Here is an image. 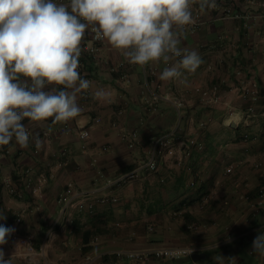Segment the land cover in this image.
<instances>
[{"label":"crops","instance_id":"obj_1","mask_svg":"<svg viewBox=\"0 0 264 264\" xmlns=\"http://www.w3.org/2000/svg\"><path fill=\"white\" fill-rule=\"evenodd\" d=\"M192 11L195 24L186 27L181 47L201 56L194 73L162 81V62L130 64L104 40L95 57L84 52L79 58L78 71L91 82L78 94L80 115L67 123L25 120L29 147L14 140L0 146V214L6 217L0 225L15 228L0 245L5 259L132 264L111 255L191 247L189 257L148 264H264V255L252 250L264 234V207H253L264 186V0H215L204 11L197 0ZM90 38L86 30L83 41ZM246 84L258 87V118H231L250 106L242 94ZM100 89L105 95L96 98ZM177 98L185 101L182 118ZM85 129L87 140L80 138ZM160 136L170 139L174 154L151 172L145 165ZM181 137L196 146L188 149ZM130 171L137 177L129 184L103 187L105 178ZM104 195L107 203L95 204ZM90 203L93 212L81 208ZM14 235L32 247L17 245Z\"/></svg>","mask_w":264,"mask_h":264},{"label":"clouds","instance_id":"obj_2","mask_svg":"<svg viewBox=\"0 0 264 264\" xmlns=\"http://www.w3.org/2000/svg\"><path fill=\"white\" fill-rule=\"evenodd\" d=\"M195 3L0 0V146L14 140L22 149L29 147L33 138L25 120L43 123L52 118L67 123L80 115L78 94L91 86L78 71L86 30L97 40H107L130 64L143 68L150 62H162V81L194 73L202 58L181 43L186 27L195 24ZM198 6L204 11L215 7V0H198ZM104 95L103 89L94 94L96 98ZM34 143L37 149L42 146L39 138ZM5 218L0 214V219ZM14 232V227L0 225V245H6ZM252 250L264 255V234L255 237ZM0 264H12V256L5 259L2 247Z\"/></svg>","mask_w":264,"mask_h":264},{"label":"built area","instance_id":"obj_3","mask_svg":"<svg viewBox=\"0 0 264 264\" xmlns=\"http://www.w3.org/2000/svg\"><path fill=\"white\" fill-rule=\"evenodd\" d=\"M66 2V0H64ZM104 41V40H103ZM101 40H97L94 38V33L91 32L90 41L85 43L83 40L81 42L82 52L87 53L91 57H95L97 52L99 51V45L103 42ZM218 87H214L213 91L216 92ZM208 92L204 91V95H207ZM242 94L245 100L250 102V106L245 112H231L230 117H246V119L255 120L258 118V114L255 111V103L259 98V90L256 84H246L242 88ZM175 108L177 109L179 117L182 118L183 110L185 108V101L181 98L172 99ZM264 116V113L262 114ZM86 133L87 135L84 136L82 134ZM90 137V131L85 129L80 132V138L83 140H87ZM180 142L182 145L190 149L191 147L196 146V141L193 138H186L181 137ZM135 144V139L133 138L132 143L130 146ZM174 154V148L171 145V141L168 137L160 136L153 139L151 148L149 151L148 160L146 162L145 168L148 171L155 172L157 171L159 165L162 163L164 158L167 155ZM189 157V152L186 153L184 156L185 161H187ZM232 169L229 168L228 172H231ZM137 173L136 171H130L113 179H104L103 180V187L107 190H112L114 188L123 187L134 179H136ZM11 193L15 194L16 190L11 189ZM108 201L107 196L99 197L95 204H105ZM94 203H90L87 207L81 206V208H87L90 212H93ZM253 207L256 210H259L264 207V186L260 190L257 199L253 202ZM17 222H20L21 219H16ZM13 240L17 245L25 246V247H32L31 240L27 237L14 235ZM227 240H231V236L227 237ZM190 249H192L190 253ZM194 249L191 247H160L155 249H145V250H128L123 252H117L114 255L118 260H128L132 264H148L151 261H177L186 257L191 256L194 253Z\"/></svg>","mask_w":264,"mask_h":264},{"label":"trees","instance_id":"obj_4","mask_svg":"<svg viewBox=\"0 0 264 264\" xmlns=\"http://www.w3.org/2000/svg\"><path fill=\"white\" fill-rule=\"evenodd\" d=\"M113 258H116V256L115 255H111ZM117 259V258H116Z\"/></svg>","mask_w":264,"mask_h":264}]
</instances>
